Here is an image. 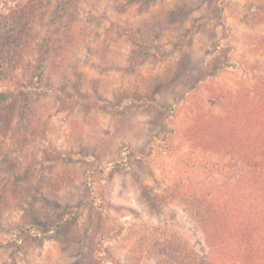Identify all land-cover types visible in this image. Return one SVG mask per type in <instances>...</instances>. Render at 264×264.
Masks as SVG:
<instances>
[{
	"label": "rangeland",
	"instance_id": "1",
	"mask_svg": "<svg viewBox=\"0 0 264 264\" xmlns=\"http://www.w3.org/2000/svg\"><path fill=\"white\" fill-rule=\"evenodd\" d=\"M255 170L264 0H0V264H212Z\"/></svg>",
	"mask_w": 264,
	"mask_h": 264
},
{
	"label": "trees",
	"instance_id": "2",
	"mask_svg": "<svg viewBox=\"0 0 264 264\" xmlns=\"http://www.w3.org/2000/svg\"><path fill=\"white\" fill-rule=\"evenodd\" d=\"M105 171L100 162H95L89 165L85 174L90 184L91 201L99 208L105 205L99 187V180ZM251 176L249 184L242 190L245 195L241 199L234 200L229 206L213 204L203 213L204 233L211 241L207 256L212 264H264V173L255 170ZM234 188L239 191L238 186ZM220 219L228 223L224 241L216 234ZM103 221L104 217L95 236L99 240L112 233Z\"/></svg>",
	"mask_w": 264,
	"mask_h": 264
}]
</instances>
